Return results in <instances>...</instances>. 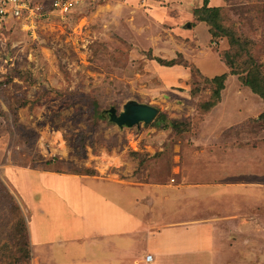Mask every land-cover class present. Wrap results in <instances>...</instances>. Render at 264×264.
<instances>
[{
	"label": "rangeland",
	"instance_id": "obj_1",
	"mask_svg": "<svg viewBox=\"0 0 264 264\" xmlns=\"http://www.w3.org/2000/svg\"><path fill=\"white\" fill-rule=\"evenodd\" d=\"M79 1L66 18L54 12L30 29L0 26V264H45L51 240L30 234L36 220L28 225L27 216L41 215L45 191L65 187L47 186L42 173L95 180L101 171L165 184L183 156L214 146L232 176L264 190V102L226 69L220 55L235 49L224 38L210 41L192 3ZM214 4L221 24L248 41L240 70L249 55L264 74V0ZM167 17L177 25L163 23ZM182 60L199 76L166 66ZM224 73L219 102L205 112L213 92L206 80ZM130 102L157 114L149 124L118 126L110 111L118 116ZM245 214L239 264H264V202H250Z\"/></svg>",
	"mask_w": 264,
	"mask_h": 264
},
{
	"label": "crops",
	"instance_id": "obj_2",
	"mask_svg": "<svg viewBox=\"0 0 264 264\" xmlns=\"http://www.w3.org/2000/svg\"><path fill=\"white\" fill-rule=\"evenodd\" d=\"M166 1L180 3V9L183 2ZM189 1L190 11L202 5ZM214 3L209 0L210 7H220ZM164 21L177 25L170 17ZM213 148L183 156L165 184L108 179L101 171L95 180L39 175L47 186L60 180L65 187L61 194L45 191L50 198L41 203V215L27 216L28 225L36 220L30 234L35 230L51 240L45 264H239L246 205L264 202V190L232 176L229 158L224 161Z\"/></svg>",
	"mask_w": 264,
	"mask_h": 264
},
{
	"label": "trees",
	"instance_id": "obj_3",
	"mask_svg": "<svg viewBox=\"0 0 264 264\" xmlns=\"http://www.w3.org/2000/svg\"><path fill=\"white\" fill-rule=\"evenodd\" d=\"M224 2V0H222ZM220 7H210L209 0H202V5L193 10L192 15L197 24H204L207 27V33L210 37V41L212 43L215 42L217 38H224L228 41L230 46L235 49L234 54H230L229 52H225L220 55V60L226 66V69L229 70V73L233 76H237L240 83L247 87L253 94L258 96L264 102V74L262 70V66L258 64L252 56H247L246 65L247 67L240 70L239 64L237 63L236 58L240 56V53H245L248 46V41L241 40L235 37L229 30H227L221 24L220 18ZM167 67H182L185 70H189L195 76H199V73L196 69L190 67L186 61H181L180 63H172L166 65ZM227 74H222L216 76L210 80H206L207 84L213 86V92L210 97V100L203 104V109L205 112H209L215 105L218 104L220 99V92L224 89V82L226 81ZM264 118V112L260 115V119ZM1 185L0 180V193ZM1 197V196H0ZM6 198V197H5ZM0 218H1V198H0ZM24 221V220H23ZM24 230L27 232V228L25 222H23ZM25 252V250H24ZM28 251L26 252V256L28 259Z\"/></svg>",
	"mask_w": 264,
	"mask_h": 264
},
{
	"label": "built area",
	"instance_id": "obj_4",
	"mask_svg": "<svg viewBox=\"0 0 264 264\" xmlns=\"http://www.w3.org/2000/svg\"><path fill=\"white\" fill-rule=\"evenodd\" d=\"M79 4V0H0V26L11 23L30 29L54 12L66 18ZM150 260L147 256L146 261Z\"/></svg>",
	"mask_w": 264,
	"mask_h": 264
},
{
	"label": "water",
	"instance_id": "obj_5",
	"mask_svg": "<svg viewBox=\"0 0 264 264\" xmlns=\"http://www.w3.org/2000/svg\"><path fill=\"white\" fill-rule=\"evenodd\" d=\"M111 120L118 126L131 127L140 123L149 124L157 114V109L130 102L123 107V111L117 116L115 110L110 111Z\"/></svg>",
	"mask_w": 264,
	"mask_h": 264
}]
</instances>
